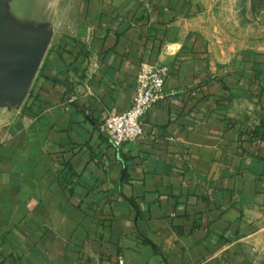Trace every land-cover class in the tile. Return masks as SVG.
<instances>
[{"label":"crops","instance_id":"obj_1","mask_svg":"<svg viewBox=\"0 0 264 264\" xmlns=\"http://www.w3.org/2000/svg\"><path fill=\"white\" fill-rule=\"evenodd\" d=\"M17 3L54 39L0 109V264H264V56L215 64L189 0ZM143 67L165 98L117 149Z\"/></svg>","mask_w":264,"mask_h":264},{"label":"rangeland","instance_id":"obj_2","mask_svg":"<svg viewBox=\"0 0 264 264\" xmlns=\"http://www.w3.org/2000/svg\"><path fill=\"white\" fill-rule=\"evenodd\" d=\"M190 27L211 60L229 67L264 56V0H189Z\"/></svg>","mask_w":264,"mask_h":264},{"label":"water","instance_id":"obj_3","mask_svg":"<svg viewBox=\"0 0 264 264\" xmlns=\"http://www.w3.org/2000/svg\"><path fill=\"white\" fill-rule=\"evenodd\" d=\"M18 1L0 0V109L22 107L54 39L50 23L17 15Z\"/></svg>","mask_w":264,"mask_h":264},{"label":"built area","instance_id":"obj_4","mask_svg":"<svg viewBox=\"0 0 264 264\" xmlns=\"http://www.w3.org/2000/svg\"><path fill=\"white\" fill-rule=\"evenodd\" d=\"M170 75L167 67H143L138 74L135 96L131 106L123 114L107 116L101 131L112 145L119 149L127 143L141 141L146 132L143 119L165 98V84ZM117 264H126L119 256Z\"/></svg>","mask_w":264,"mask_h":264}]
</instances>
